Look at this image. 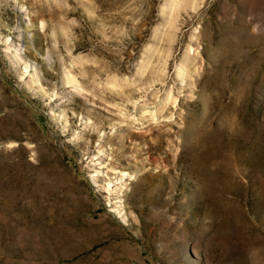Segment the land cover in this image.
Segmentation results:
<instances>
[{
  "label": "rangeland",
  "instance_id": "1",
  "mask_svg": "<svg viewBox=\"0 0 264 264\" xmlns=\"http://www.w3.org/2000/svg\"><path fill=\"white\" fill-rule=\"evenodd\" d=\"M0 264H264V0H0Z\"/></svg>",
  "mask_w": 264,
  "mask_h": 264
},
{
  "label": "bare ground",
  "instance_id": "2",
  "mask_svg": "<svg viewBox=\"0 0 264 264\" xmlns=\"http://www.w3.org/2000/svg\"><path fill=\"white\" fill-rule=\"evenodd\" d=\"M109 184V183H108Z\"/></svg>",
  "mask_w": 264,
  "mask_h": 264
}]
</instances>
